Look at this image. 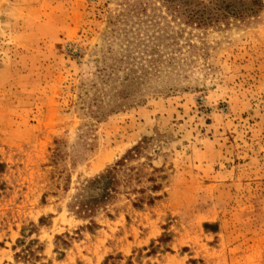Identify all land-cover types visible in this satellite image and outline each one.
<instances>
[{
  "label": "rangeland",
  "instance_id": "1",
  "mask_svg": "<svg viewBox=\"0 0 264 264\" xmlns=\"http://www.w3.org/2000/svg\"><path fill=\"white\" fill-rule=\"evenodd\" d=\"M190 15L0 0V264H264V7ZM137 145L114 197L77 215Z\"/></svg>",
  "mask_w": 264,
  "mask_h": 264
},
{
  "label": "trees",
  "instance_id": "2",
  "mask_svg": "<svg viewBox=\"0 0 264 264\" xmlns=\"http://www.w3.org/2000/svg\"><path fill=\"white\" fill-rule=\"evenodd\" d=\"M163 4L178 9L183 7L191 13L190 20L198 25L215 23L228 24L229 21L246 22L256 17L264 7L263 0H161ZM140 146H135L113 166L103 173L86 181L74 198L72 208L75 213L84 218L91 219L96 211L103 208L114 197L117 190V167L139 153ZM159 190L158 185L151 187L152 192ZM156 198H149L147 203L152 204ZM208 226V225H205ZM21 243V241H19ZM194 264V261H190Z\"/></svg>",
  "mask_w": 264,
  "mask_h": 264
}]
</instances>
